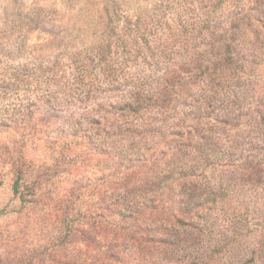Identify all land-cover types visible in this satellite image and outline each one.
Here are the masks:
<instances>
[{"label": "rangeland", "instance_id": "rangeland-1", "mask_svg": "<svg viewBox=\"0 0 264 264\" xmlns=\"http://www.w3.org/2000/svg\"><path fill=\"white\" fill-rule=\"evenodd\" d=\"M59 1L0 0V264H264V0L1 11Z\"/></svg>", "mask_w": 264, "mask_h": 264}, {"label": "trees", "instance_id": "trees-1", "mask_svg": "<svg viewBox=\"0 0 264 264\" xmlns=\"http://www.w3.org/2000/svg\"><path fill=\"white\" fill-rule=\"evenodd\" d=\"M51 4L44 7L42 4L33 3L28 6L22 5L23 9H19L20 5H4L1 7V11L7 18H11V21H27L29 27L27 31H39L45 24H49L57 30V37L64 40L65 46H63V42L62 46L65 49L71 48L77 35L91 33L93 35L97 31L96 27L100 20L109 19L104 28L111 31L122 17L119 9L122 4L121 0H60ZM46 10L52 11L48 15L49 17H46ZM110 22L113 23L109 25ZM93 41L84 47L87 50V55L84 56L86 62L93 57L94 62H98L96 58L98 55L95 54H100V46L103 47V45L98 41L100 44L98 46V43H93ZM88 52L93 55L89 56Z\"/></svg>", "mask_w": 264, "mask_h": 264}]
</instances>
